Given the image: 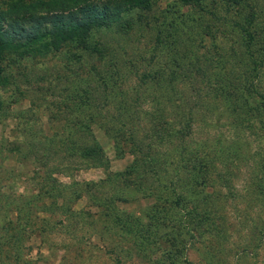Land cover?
<instances>
[{"label":"rangeland","instance_id":"rangeland-1","mask_svg":"<svg viewBox=\"0 0 264 264\" xmlns=\"http://www.w3.org/2000/svg\"><path fill=\"white\" fill-rule=\"evenodd\" d=\"M9 1L0 0V6ZM153 1L142 23L126 16L132 25L128 33H122L118 45L117 37L110 33L99 37L120 57L118 82L107 87L108 100L112 98L107 110L122 112L124 99L136 93L140 96L128 101L133 116L122 132L128 140V130H134V142H117L104 127L92 125L103 157L95 162L71 159L64 165L57 160L55 170L62 172L55 171L54 178L67 185L97 182L124 171L137 159L138 170L132 175L139 171L146 175L139 173L143 182L135 179L142 189L135 193L130 188V199L117 202L118 207L148 224L144 216L151 214L149 209L154 206L160 212L153 223L157 234L170 227L184 233V238H178L175 250L168 249L170 255L164 251L172 245L159 240L153 244L154 254L138 251L130 236L121 237L123 232L109 229L111 223L87 190L90 186L81 187L78 199L66 201L77 212L69 221L65 214L44 208L33 215L26 212L27 197L38 191L34 186L43 173L39 162L23 159L24 152L19 149L30 145L21 141L29 140V134L38 139L59 130L62 122L51 119L52 113L63 111L59 81L68 85L65 78L73 79L78 73L74 80L79 84L81 77L88 76L91 64H102L97 57L91 61L87 54L79 62L65 64L60 52L34 53L20 56L19 68L8 69L15 77H9L7 86L0 85V94L6 99L0 111V264H264V49L258 55L261 45L257 46L250 57L236 29L229 27L231 21L249 20L255 40L262 44L264 0H199V5L192 7L186 6L189 0ZM170 19L177 24L182 44L160 47L159 27ZM196 21L199 28L193 24ZM189 28L192 31L188 32ZM129 61L133 62L130 68ZM207 79L214 84L212 92L205 87ZM228 79L237 84L239 94L226 103L219 98V88ZM166 95L169 101L164 99ZM247 96L252 109L244 105ZM164 120L170 128L161 124ZM164 128L177 132L167 135ZM181 143L186 144L187 162L176 173L178 159L173 151L180 150ZM147 152L157 153L159 175L180 192L183 205L179 208L163 200L167 196L173 200V196L146 172L143 155ZM34 170L37 176L32 175ZM93 190L102 193L107 187ZM67 192L71 194L70 189ZM39 203L54 208L62 199L54 202L43 197ZM181 212L186 214L184 219L174 222ZM40 218L50 221L47 227L44 223L43 233L37 229ZM140 222L135 223V230L141 228ZM177 223L188 227L180 229Z\"/></svg>","mask_w":264,"mask_h":264},{"label":"trees","instance_id":"trees-1","mask_svg":"<svg viewBox=\"0 0 264 264\" xmlns=\"http://www.w3.org/2000/svg\"><path fill=\"white\" fill-rule=\"evenodd\" d=\"M187 1L188 0H183V3ZM154 3L155 1L153 0L9 1L5 6H0V85L1 88L4 85L7 86L10 81L9 77H15V74L8 69L16 66L19 68L17 59L20 58V56H30V54L34 53L45 55L48 53L55 54L60 52L63 59L62 62L65 64L81 61L82 56H85L84 54H87L91 61L97 57L102 64L95 67L91 64L88 76L86 78L81 77L79 79V84L74 80L75 76L79 75L78 73L74 74L73 79H68V77L65 78V82L68 83V85L59 81L60 85L62 84V102L60 103L63 105V111L51 114L52 122H62V125L58 127L59 130H54L53 134H46L38 139L31 138L33 135L29 134V129H25L24 131L29 134L26 137H30V139H23L21 143H28L30 146L27 148H20L19 151H21V153L24 152L23 159L33 158L39 162V170L43 173L41 181H37L34 186L35 188L37 187L38 191L36 193H30L29 197H27L25 202L26 212H29V215H33L36 209L42 210L44 208L47 212L53 214H65L66 219L69 221L73 216L76 217L77 212H74L66 201L69 199L73 200V198L78 199L82 191L81 187L90 186L87 190L95 203L94 205L101 209L100 211L103 216L111 223L110 230L123 232L124 235H121V237L130 236L132 244L136 247L138 246V251L144 252L147 250L151 255L154 254L153 252L155 249L153 248V244L155 240L171 244L172 248H166L164 251V254L170 255L169 250H175L176 247H178V238H184V233L178 230L175 232L169 227V231L167 230L164 234L158 235L155 229L156 227L153 229V223L160 216V212L156 211L154 206L152 209H149L151 210V214L149 212L144 216L149 220V223L143 224L138 215L125 212L117 205V202H125L130 199L127 198V195L131 193L129 191L130 188L133 189L135 193H140L142 189L139 182H143L141 176L143 175L146 177V175L143 171L137 172L135 176L132 175L138 170L137 159L130 166L125 168L124 171L116 174H109L104 179H100L97 182H75L71 185H67L58 182L57 179L54 178L55 171L56 173L62 172L60 168L55 170L57 165L54 164V162L57 160L60 161L57 163H62V165H64L71 159H83L95 162L97 159L103 157L101 145L92 132V125L98 124L100 127H104L109 137L117 142L120 139H126L122 132L126 130L127 122L132 120L133 115L132 112L129 111L130 102L138 100L140 96L136 93L131 96L130 99H124L122 102V112L107 110L106 107L108 103L112 101L110 97L108 100L107 87L109 89L110 85L117 84L118 82L120 77L118 65L120 57H116L113 53L114 49L109 48L110 46L107 45L108 42L104 41L105 39L100 40L99 37L101 38L103 35L110 33L117 37L116 43L118 45L121 38L124 36L122 33H128L132 25V22L129 21L128 18L126 19V16H134L137 23H142L146 19L144 15L152 9ZM199 3V0H189L186 6L192 7L194 5H199ZM200 9L202 10V6ZM177 17L179 18L180 16ZM196 23L198 22H193V24L199 28ZM162 24L163 26L159 27L160 30L158 31L157 41L160 43V47L168 45L177 47L182 44V38L176 34L177 24H175L172 19L167 22L162 21ZM250 25L249 20L244 19V21H231L229 27L236 29L234 31L238 33L245 53L253 57L255 54L254 48L260 45L261 47L258 49L257 54H262L264 42L260 44V41L255 40ZM190 31H192V28L188 29V32ZM106 39L109 40L108 38ZM184 41L183 39V42ZM75 50L76 52H74ZM118 50H121V48H118ZM110 52L113 54L111 55ZM122 54H126V51L123 49ZM128 63L129 68L133 66L132 61ZM64 69L70 71L68 70L70 69L68 66L64 67ZM153 75L148 78H152ZM16 76H18V74H16ZM89 77H93L97 80H91ZM146 82L147 81H145V83ZM213 85L211 80L207 79L205 82V87L210 92H212L211 88L213 89ZM166 89H168V87ZM237 89V84L233 83L231 79H228L221 84V88H219L222 92V96L219 98L229 103L231 100L230 96L233 95L236 97V95L239 94ZM242 94L244 93L242 92ZM168 97L170 98V96ZM169 98H167V95L164 97L167 101H169ZM152 99L154 100L153 97ZM249 99L248 96L245 98L244 105L252 109L253 104ZM128 101L130 102L128 103ZM241 101L243 102V99ZM5 102V97L0 94V111L3 109ZM152 115L157 116L155 114ZM161 124H166L167 128H170V126H168L170 124L165 120L161 121ZM167 128H164L166 129L167 135L177 132L172 129L168 130ZM133 132L134 130H128V140L130 139L132 142L135 140ZM157 132L162 133V130L158 129ZM128 140L126 139L124 141ZM179 147L180 150L176 149L177 151H173L178 159L175 164L176 168H178L175 170L176 173H179L180 167L187 162L185 155H188V153H185L186 144L184 145L181 143ZM158 157L157 153L154 152L150 154L147 152L146 155H143L145 160L143 164L148 167L146 168V172L154 175L157 184L161 185L164 190L169 191L173 196V200L168 196L164 197L163 200L165 202H171L173 206L179 208V206L183 205L181 204L183 198L174 186L171 188L168 186L171 183L170 180L166 178L162 180L159 175L160 168L157 166L159 165V162H157L159 159ZM171 163L174 164V161ZM74 164L76 165L77 163L75 162ZM32 175L37 176L38 172L34 170L32 171ZM118 179L119 182L117 183ZM96 187H100V189L107 187V190L96 194L93 192V189ZM69 189L71 190V194L67 192ZM43 197L54 199V202L61 198L62 203L59 205L55 204L54 208L45 207L43 203H39ZM64 199L65 203H63ZM163 209L173 211L169 207H164ZM179 215V218H173L174 222L182 221L186 216L185 212H181ZM163 219L162 217L161 220ZM138 221H141V228L135 230L134 226L136 225L135 223L139 224ZM174 222L173 224H175ZM44 223L47 225L45 226ZM30 224L34 225V222L30 220ZM177 224L180 229L188 227V225L185 224ZM49 225V219L40 218V227L37 226V229L43 233L45 230L43 226L47 227ZM52 228L53 226L48 228L49 233ZM31 229H35V227L32 226ZM179 251L178 253L181 252Z\"/></svg>","mask_w":264,"mask_h":264}]
</instances>
